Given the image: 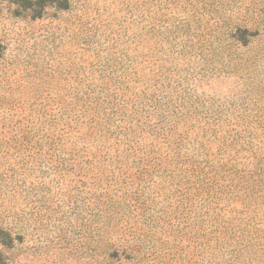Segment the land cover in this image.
Instances as JSON below:
<instances>
[{
    "label": "rangeland",
    "instance_id": "374dc122",
    "mask_svg": "<svg viewBox=\"0 0 264 264\" xmlns=\"http://www.w3.org/2000/svg\"><path fill=\"white\" fill-rule=\"evenodd\" d=\"M31 3L0 0V264H264V0Z\"/></svg>",
    "mask_w": 264,
    "mask_h": 264
},
{
    "label": "trees",
    "instance_id": "16d2710c",
    "mask_svg": "<svg viewBox=\"0 0 264 264\" xmlns=\"http://www.w3.org/2000/svg\"><path fill=\"white\" fill-rule=\"evenodd\" d=\"M9 1L24 6V9H32L33 3L29 5L28 4L29 0H9ZM34 10H37V8H35ZM9 238H10V234L7 231L1 229L0 227V244H4Z\"/></svg>",
    "mask_w": 264,
    "mask_h": 264
}]
</instances>
